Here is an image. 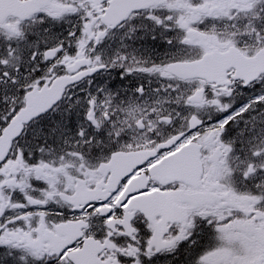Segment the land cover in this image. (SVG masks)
<instances>
[{"label": "snow or ice", "instance_id": "obj_1", "mask_svg": "<svg viewBox=\"0 0 264 264\" xmlns=\"http://www.w3.org/2000/svg\"><path fill=\"white\" fill-rule=\"evenodd\" d=\"M0 264H264V0H0Z\"/></svg>", "mask_w": 264, "mask_h": 264}]
</instances>
